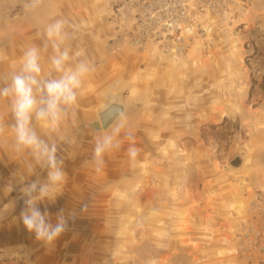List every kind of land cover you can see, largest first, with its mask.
<instances>
[{
  "label": "rangeland",
  "instance_id": "obj_1",
  "mask_svg": "<svg viewBox=\"0 0 264 264\" xmlns=\"http://www.w3.org/2000/svg\"><path fill=\"white\" fill-rule=\"evenodd\" d=\"M241 1L201 15L174 51L130 44L108 0H39L31 11L0 0V78L57 19L74 33L73 52L96 66L63 125L69 143L58 144L67 183L38 205L53 222L60 209L76 214L52 246L20 220L21 177L44 180L47 170L29 176L11 130L0 136V264H264V0ZM51 54L42 53L44 75ZM112 96L129 105L120 119L139 155L130 159L122 133L96 172L94 138L120 120L102 127ZM0 120L13 122L7 100Z\"/></svg>",
  "mask_w": 264,
  "mask_h": 264
},
{
  "label": "clouds",
  "instance_id": "obj_2",
  "mask_svg": "<svg viewBox=\"0 0 264 264\" xmlns=\"http://www.w3.org/2000/svg\"><path fill=\"white\" fill-rule=\"evenodd\" d=\"M38 4L39 0H26L24 7L31 11ZM42 35L40 45L32 44L23 51L18 69L0 78V100L8 101L13 120L7 125L0 120V136L5 134L6 128L11 130V149L18 156L27 158L23 164L29 176H39L37 167L47 170L44 180L37 178L23 184L24 177H21L24 206L20 220L37 241L52 246L68 229L69 221L74 220L76 214L66 216L64 209H60L53 222L47 209L41 211L38 205L46 200L54 202L67 183L58 144L69 143L63 125L73 115L84 83L95 72L96 66L91 60L78 58L80 53L73 52L71 41L75 36L67 30L64 20L47 23ZM49 48L52 51L48 57L50 68L44 75L42 53ZM126 126V120L120 119L110 131L95 136L91 163L96 172L102 171L107 154L121 148L122 133L130 141L127 148L130 159L139 155L134 136L125 131ZM87 207L84 204L81 211H87Z\"/></svg>",
  "mask_w": 264,
  "mask_h": 264
},
{
  "label": "built area",
  "instance_id": "obj_3",
  "mask_svg": "<svg viewBox=\"0 0 264 264\" xmlns=\"http://www.w3.org/2000/svg\"><path fill=\"white\" fill-rule=\"evenodd\" d=\"M236 0H108L114 18L128 28L129 42L144 47L151 41L164 47L182 45V32L199 24L206 13L222 15ZM200 15L198 18L197 16Z\"/></svg>",
  "mask_w": 264,
  "mask_h": 264
},
{
  "label": "water",
  "instance_id": "obj_4",
  "mask_svg": "<svg viewBox=\"0 0 264 264\" xmlns=\"http://www.w3.org/2000/svg\"><path fill=\"white\" fill-rule=\"evenodd\" d=\"M129 109V105L118 96H112L100 110L99 117L102 127L109 128L116 123ZM105 128V129H107ZM248 158V153L236 156L231 163L236 167H242Z\"/></svg>",
  "mask_w": 264,
  "mask_h": 264
},
{
  "label": "bare ground",
  "instance_id": "obj_5",
  "mask_svg": "<svg viewBox=\"0 0 264 264\" xmlns=\"http://www.w3.org/2000/svg\"><path fill=\"white\" fill-rule=\"evenodd\" d=\"M237 2H239V4H244V2L243 1H241V0H236V3ZM230 9H231V7H230ZM198 18L200 17V15H198L197 16ZM200 19V18H199ZM195 29V27L194 26H191L190 28H188L187 30H184L183 32H182V37L183 38H188V36L190 35V34H192L193 33V30ZM174 51L175 50H177L176 48L175 49H173ZM174 51H172V52H174ZM195 106V108H194V110H195V112H197V111H199V105L198 104H195L194 105Z\"/></svg>",
  "mask_w": 264,
  "mask_h": 264
},
{
  "label": "crops",
  "instance_id": "obj_6",
  "mask_svg": "<svg viewBox=\"0 0 264 264\" xmlns=\"http://www.w3.org/2000/svg\"><path fill=\"white\" fill-rule=\"evenodd\" d=\"M251 7L250 8H252V7H254V4L253 3H251V5H250ZM239 7H241V5L240 6H238V8ZM245 11H247V10H245Z\"/></svg>",
  "mask_w": 264,
  "mask_h": 264
}]
</instances>
